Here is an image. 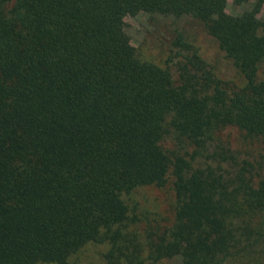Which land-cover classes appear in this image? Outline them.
Segmentation results:
<instances>
[{
	"label": "trees",
	"instance_id": "1",
	"mask_svg": "<svg viewBox=\"0 0 264 264\" xmlns=\"http://www.w3.org/2000/svg\"><path fill=\"white\" fill-rule=\"evenodd\" d=\"M228 1L0 0V264H264V152L227 133L264 141V0ZM139 13L191 17L234 76L179 29L144 58Z\"/></svg>",
	"mask_w": 264,
	"mask_h": 264
},
{
	"label": "rangeland",
	"instance_id": "2",
	"mask_svg": "<svg viewBox=\"0 0 264 264\" xmlns=\"http://www.w3.org/2000/svg\"><path fill=\"white\" fill-rule=\"evenodd\" d=\"M226 10L232 14H239L244 10V6L235 4L232 0H229L226 6ZM260 16L264 19V4L260 11ZM127 26L126 30L130 36L131 42L138 48L140 54L144 58L154 59L161 61L166 54L162 53V49L165 45H168L170 37L173 36L176 29L183 31L187 37L192 41L198 39L199 44L202 45L205 53L211 61L215 60L217 69L231 71L229 76H234L233 69L229 67V64L222 60V58L216 55L218 48L214 42L206 39V36L202 32V28L198 22L191 17H182L176 19L172 16L151 15L146 13H139L135 16H128L126 18ZM160 54H164L160 57ZM205 56V55H204ZM218 61V62H216ZM221 71V70H220ZM227 133L231 136L232 147L239 151L242 157L247 156L249 158H255L261 151L264 152V141L252 140L247 141V138L243 134H240L235 127L227 129ZM262 152V153H263ZM142 191V192H141ZM138 193L147 194L148 198H154L160 196V192L153 189L144 188ZM104 245H97L90 243L82 251L74 256L73 260L76 264H104L102 259ZM226 264H239L230 261Z\"/></svg>",
	"mask_w": 264,
	"mask_h": 264
}]
</instances>
